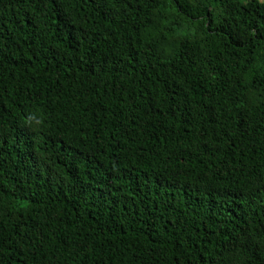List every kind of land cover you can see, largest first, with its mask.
Returning a JSON list of instances; mask_svg holds the SVG:
<instances>
[{
  "label": "trees",
  "instance_id": "16d2710c",
  "mask_svg": "<svg viewBox=\"0 0 264 264\" xmlns=\"http://www.w3.org/2000/svg\"><path fill=\"white\" fill-rule=\"evenodd\" d=\"M0 264H264V0H0Z\"/></svg>",
  "mask_w": 264,
  "mask_h": 264
},
{
  "label": "clouds",
  "instance_id": "9594fccd",
  "mask_svg": "<svg viewBox=\"0 0 264 264\" xmlns=\"http://www.w3.org/2000/svg\"><path fill=\"white\" fill-rule=\"evenodd\" d=\"M40 125H41V121L35 116H29L25 120V126L30 128V130L33 131L39 130Z\"/></svg>",
  "mask_w": 264,
  "mask_h": 264
}]
</instances>
